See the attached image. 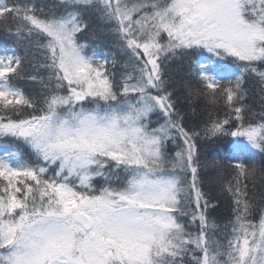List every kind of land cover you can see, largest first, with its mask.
Listing matches in <instances>:
<instances>
[{
    "label": "snow or ice",
    "instance_id": "obj_1",
    "mask_svg": "<svg viewBox=\"0 0 264 264\" xmlns=\"http://www.w3.org/2000/svg\"><path fill=\"white\" fill-rule=\"evenodd\" d=\"M0 36V264H264V0H0Z\"/></svg>",
    "mask_w": 264,
    "mask_h": 264
},
{
    "label": "trees",
    "instance_id": "obj_2",
    "mask_svg": "<svg viewBox=\"0 0 264 264\" xmlns=\"http://www.w3.org/2000/svg\"><path fill=\"white\" fill-rule=\"evenodd\" d=\"M82 42H86L88 44H90V48L89 51H91V48H96L98 45L101 46H107V47H111V41L110 39H99L98 36L93 35V34H89L86 37H84L82 39ZM4 43V39L2 36H0V44ZM9 44L11 43L10 41L8 42ZM212 148L211 146H208V151L211 152Z\"/></svg>",
    "mask_w": 264,
    "mask_h": 264
}]
</instances>
